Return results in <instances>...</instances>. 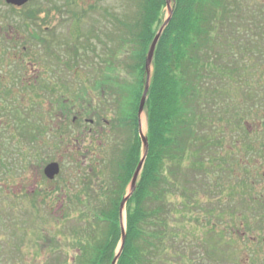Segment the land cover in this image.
Listing matches in <instances>:
<instances>
[{"label": "rangeland", "instance_id": "374dc122", "mask_svg": "<svg viewBox=\"0 0 264 264\" xmlns=\"http://www.w3.org/2000/svg\"><path fill=\"white\" fill-rule=\"evenodd\" d=\"M238 2L240 10H244L245 20L241 22L244 26L238 35L245 38L242 50L246 53L237 55L236 66H239L242 78H249L245 73L247 71L262 76L264 58L257 51L264 50V0ZM27 5V10H10L0 2V57L5 56L15 62L12 67L0 63V103L5 107L8 102L14 103L27 110L26 117H29V134L24 136V129L17 134L14 118L7 119L0 107V264H76L87 235L92 236L87 241L91 246L97 238L101 239V226L94 219L93 211L97 208L95 205L105 202L104 191L113 187L111 176L114 171L110 163L114 156L117 159V151H112L116 141L111 140L109 133L103 134L104 129L107 132L109 129L101 120L111 119L112 114L104 112L96 120L97 114L89 105L97 99L93 83L97 75L104 72L108 77L125 74L120 63L113 71L102 62L99 70L97 57L105 60L104 56L108 54L103 46V42H107L106 36H110L115 27L118 28L116 20L122 21L135 11L134 3L132 0H36ZM165 16H168L167 8L164 9ZM259 23L260 30L255 33V25ZM254 34L256 38H253ZM45 41L53 42L50 44L52 54L42 44ZM112 45L108 42L109 47ZM19 59L22 61L20 64L16 62ZM126 80L132 84L133 78ZM240 88L235 91L233 105L243 103L245 99L246 91ZM218 91L217 99L223 104L227 88L222 85ZM255 100L264 104L260 99ZM65 109H72V112H66L68 116L64 121ZM262 111L259 112L260 118ZM235 116L232 110L227 114L222 110L219 116L208 119L213 125V135L220 139L217 163L221 152L233 150ZM90 120L97 121L98 127L103 130L100 131L96 125L91 130L93 133L98 131L100 137H92L89 133ZM259 121L262 125V120ZM121 122L119 131L123 132ZM138 128L146 135L145 110L139 118ZM88 140L93 143V148L86 150L84 146L78 150L80 142L86 145ZM140 150L142 152V144ZM23 151L27 152L25 159ZM18 152L20 160L16 155ZM9 160L12 162L11 172L2 168ZM24 160L27 165H23ZM51 161L59 163L60 172L49 181L42 171ZM218 166L213 162V166L205 169L207 174L203 171L198 173L201 188L207 185L209 189H215ZM88 172L91 174L88 175ZM186 174L190 177V172ZM85 190H89L95 198L87 197ZM202 200L206 205V197L202 196ZM241 201L239 199L238 207L234 205L239 214L235 224L240 230L233 229L234 247L229 246L225 251L220 249V252L222 256L228 255V260L234 258L233 264H264V239L262 234L258 236L255 227L252 228V223L249 222L248 228L251 206L247 203L248 208L240 207ZM223 206L228 207V215L235 213L233 203H224ZM197 216L202 217L197 212L196 218L192 216L195 221L189 218L186 224L190 231L201 219ZM124 219L125 209L122 210L123 223ZM172 219L182 221L177 215ZM203 220L205 225L201 239L219 245L217 234L206 232L209 220ZM226 243L230 245V242ZM202 252L199 249V253ZM220 260L223 261L222 257ZM198 261L196 264H202ZM159 264L176 262L162 258Z\"/></svg>", "mask_w": 264, "mask_h": 264}, {"label": "trees", "instance_id": "16d2710c", "mask_svg": "<svg viewBox=\"0 0 264 264\" xmlns=\"http://www.w3.org/2000/svg\"><path fill=\"white\" fill-rule=\"evenodd\" d=\"M166 1L132 0L135 11L122 21L116 20L118 28L115 27L111 35L106 36L107 42H103L108 52L105 60L97 57L99 70L102 62L113 71L120 63L125 74L108 77L104 72L97 75L93 80L94 90L98 93L97 102L89 105L97 114L96 120L104 112L112 114L111 119L101 120L109 129V132L104 129L103 134L109 133L111 140L116 141L112 151H117V159L114 156L110 163L114 171L111 176L113 187L104 191L105 202L95 205L97 208L93 211L94 219L101 226V239L97 238L91 246L87 241L92 236L87 235L76 264H111L119 250L116 264H159L162 258L172 259L176 264H196L198 259L202 264L234 262V258L228 260V255L222 256L218 244L201 239L205 225L203 218L209 220L206 232L217 234L221 188L219 180L215 182L214 190L207 185L201 188L197 175L202 171L207 174L205 169L213 166V162L219 165L217 151L220 139L213 135V125L208 119L219 116L222 110L226 114L232 110L235 114V91L240 87L245 89L239 83L242 77L239 66H236L237 55L246 53L242 50L245 38L238 35L245 21L244 10H240L238 0L170 2L172 14L154 51L144 106L148 150L134 191L126 202L124 241L121 245L119 206L142 157L137 112L146 81L145 58L152 40L167 18L164 17ZM258 25H255V33L260 30L261 23ZM108 42L113 45L109 47ZM52 43H42L49 54H52ZM257 52L264 57V50ZM0 58L1 64L10 67L15 63L5 56ZM16 62L22 63L20 59ZM128 77L133 78L132 84L127 83ZM222 85L227 88L224 93L226 101L220 104L217 95ZM247 93L253 92H246L245 97L249 96ZM257 96L264 101V95ZM7 104L5 107L0 103L3 115L7 119L14 118L17 134L21 129L25 130L24 136L29 134L27 110L14 103ZM69 110L71 113L72 109H65L64 121ZM121 120L123 132L119 131ZM93 123L98 126L97 121ZM91 136L100 137V134L96 131ZM83 142H80L78 150L84 146L86 150L93 148L91 140L85 142L86 145ZM187 172H190V177ZM89 190H85V194L92 199ZM202 196L208 200L206 205ZM240 207L248 208V205L241 201ZM197 212L202 217L197 216L201 219L190 231L186 224ZM175 215L182 221H173ZM199 249L203 252L199 253ZM221 250L225 251V247ZM221 257L226 263L220 260Z\"/></svg>", "mask_w": 264, "mask_h": 264}, {"label": "flooded vegetation", "instance_id": "af4514ba", "mask_svg": "<svg viewBox=\"0 0 264 264\" xmlns=\"http://www.w3.org/2000/svg\"><path fill=\"white\" fill-rule=\"evenodd\" d=\"M0 2L5 4L10 10L28 9L27 4L16 8L7 5L6 0H0ZM245 73L248 74L249 78H240L239 83L244 86L243 88H245L246 92L253 93H247L249 96H246L242 100L243 103H238L235 112L236 133L233 150L225 153L221 152L219 160L218 180L221 193L218 197L219 212L216 221L218 246L220 249H223V245L225 248L229 246L230 248L234 247L232 233L234 230L240 231L235 224V220L239 215L238 209L235 206L237 205L238 207V203H240L239 199H242V202L248 203L251 206L252 214L249 215L250 219H247L248 228L249 222L252 223V228L254 229L255 227L258 231V236L262 234L261 237L264 239V104L255 102V99H260L256 94L261 95L264 93V74L262 76L261 74L255 75L254 71H247ZM261 110H263L262 118H260L259 114ZM259 120H262V125ZM88 125H90L89 133L91 134V130L95 127L93 121L92 123H88ZM100 131L103 130L100 129ZM19 154L20 152L16 155L20 160ZM26 154V151L22 152L24 159L27 156ZM16 155H14L15 160ZM26 163V160H24L23 165H27ZM11 164L12 162L10 163L9 160L6 166H2V168L11 172ZM223 197L227 198L222 200ZM228 202L233 203L235 213L227 214L228 207L223 205ZM226 242H230V245Z\"/></svg>", "mask_w": 264, "mask_h": 264}, {"label": "water", "instance_id": "95a60500", "mask_svg": "<svg viewBox=\"0 0 264 264\" xmlns=\"http://www.w3.org/2000/svg\"><path fill=\"white\" fill-rule=\"evenodd\" d=\"M33 1V0H6V3L8 5H12L15 7H22L23 5L27 4L28 2ZM167 6H168V18L165 20L163 26L160 28L159 32L157 33V35L155 36V38L152 40L150 47L148 49L146 58H145V72H146V81H145V85H144V90L142 93V96L140 98V102H139V106H138V117L141 116V114L143 113L144 110V105H145V100H146V95H147V91H148V86H149V78H150V66L153 60V55H154V51L157 45V42L161 36L162 30L163 28L167 25V23L169 22V19L171 17V9L169 7L170 4V0L166 1ZM139 137L140 140L142 142V147H143V156L141 158V160L139 161L136 170L133 174V177L131 179V183H130V187H129V192L128 194L123 198V200L120 203V213L121 211L124 209V206L127 202V200L129 199V197L131 196L134 187H135V183L137 181V178L139 176V173L142 169L146 154H147V150H148V145H147V140L145 138V136L141 133V131H139ZM60 168L59 165L57 163H49L45 166L44 170H43V174L44 176L48 179V180H53L58 174H59ZM121 234H122V243L124 240V231L123 228L121 230ZM119 257V254L114 258V260L112 261L111 264H116V261Z\"/></svg>", "mask_w": 264, "mask_h": 264}]
</instances>
